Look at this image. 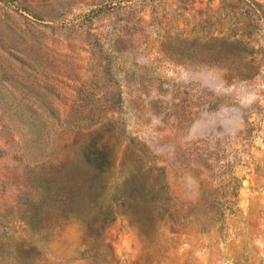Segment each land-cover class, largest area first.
<instances>
[{"label":"rangeland","instance_id":"obj_1","mask_svg":"<svg viewBox=\"0 0 264 264\" xmlns=\"http://www.w3.org/2000/svg\"><path fill=\"white\" fill-rule=\"evenodd\" d=\"M0 264H264V14L0 0Z\"/></svg>","mask_w":264,"mask_h":264},{"label":"trees","instance_id":"obj_2","mask_svg":"<svg viewBox=\"0 0 264 264\" xmlns=\"http://www.w3.org/2000/svg\"><path fill=\"white\" fill-rule=\"evenodd\" d=\"M252 11H260L264 14V0H243ZM95 160V157L93 158Z\"/></svg>","mask_w":264,"mask_h":264}]
</instances>
